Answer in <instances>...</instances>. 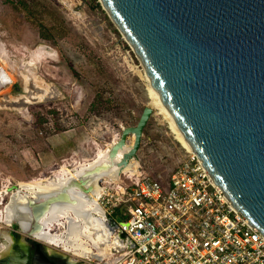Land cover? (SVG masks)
<instances>
[{
  "label": "rangeland",
  "instance_id": "374dc122",
  "mask_svg": "<svg viewBox=\"0 0 264 264\" xmlns=\"http://www.w3.org/2000/svg\"><path fill=\"white\" fill-rule=\"evenodd\" d=\"M0 71L10 77L0 86V103H18L0 106V198L18 182L97 156L124 127L136 125L151 103L140 60L98 0H0ZM28 77L36 87L26 84ZM187 154L153 105L134 159L137 175L166 183ZM128 177L106 183L108 194L100 200L114 210L116 222L127 207L120 188ZM3 198L0 215L8 194ZM11 225L10 231L21 234ZM86 246L93 251L92 243Z\"/></svg>",
  "mask_w": 264,
  "mask_h": 264
},
{
  "label": "water",
  "instance_id": "95a60500",
  "mask_svg": "<svg viewBox=\"0 0 264 264\" xmlns=\"http://www.w3.org/2000/svg\"><path fill=\"white\" fill-rule=\"evenodd\" d=\"M98 1L213 182L264 235V0ZM152 113L145 106L137 124L122 129L108 150L111 163L136 158ZM129 136L131 147L116 161ZM76 183L82 189L85 181ZM71 198L63 191L30 200L33 228L53 202ZM104 221L110 240H119L113 253L132 246L111 215Z\"/></svg>",
  "mask_w": 264,
  "mask_h": 264
},
{
  "label": "built area",
  "instance_id": "2783aa9c",
  "mask_svg": "<svg viewBox=\"0 0 264 264\" xmlns=\"http://www.w3.org/2000/svg\"><path fill=\"white\" fill-rule=\"evenodd\" d=\"M122 184L127 207L118 232L132 246L124 245L108 264H264V235L235 209L194 152L166 183L129 175ZM107 194L105 186L100 200ZM104 210L116 220L114 210Z\"/></svg>",
  "mask_w": 264,
  "mask_h": 264
},
{
  "label": "bare ground",
  "instance_id": "6f19581e",
  "mask_svg": "<svg viewBox=\"0 0 264 264\" xmlns=\"http://www.w3.org/2000/svg\"><path fill=\"white\" fill-rule=\"evenodd\" d=\"M30 79L32 80L30 77L26 78V84L30 83ZM8 83H10V77L5 71H0V86ZM148 89L151 97L150 106H157L168 120L175 139L187 151L193 152L149 82ZM27 98L31 99V97ZM132 138L134 140L133 136ZM118 139L119 137L114 142ZM132 142H126L123 148L118 151L116 161H119L123 154L129 150ZM110 146L100 150L98 156L89 163L62 165L50 177L36 178L26 182L17 181L18 185L14 189H11L10 186L3 190L1 198L7 194L9 198L0 215L1 236L8 238L5 233V219H7L8 223L15 222L23 231H29L30 237L33 234L82 255H87L90 252L93 254L92 257L100 259L104 257L102 253L109 256L113 246L115 247L119 240L117 238L110 240V232L105 227V212H103L105 210L99 208L101 206H99V200L105 192L106 183L118 182L122 174L132 176L139 173L137 161L134 159L123 166H119L117 162L111 163L108 157ZM80 179L85 181L82 189L89 187V192L84 193L82 189L76 187L78 184L76 181H80ZM63 191L69 193L72 201L53 202L47 212L37 220L38 228H33L32 213L28 207L30 200L42 199L51 193H62ZM101 238L102 240L106 238V246H100L98 243ZM2 243L4 241L1 240L0 247L3 246ZM86 243H92L93 251L88 249Z\"/></svg>",
  "mask_w": 264,
  "mask_h": 264
},
{
  "label": "flooded vegetation",
  "instance_id": "af4514ba",
  "mask_svg": "<svg viewBox=\"0 0 264 264\" xmlns=\"http://www.w3.org/2000/svg\"><path fill=\"white\" fill-rule=\"evenodd\" d=\"M28 85L31 88L36 87V85H34L32 81H30V84ZM0 104H4V103H0ZM99 208L104 210L101 206ZM11 226H12L11 223H8L7 219H5V233L8 236V238L7 239L3 238L0 234V245H1V240L4 241L5 243V244L2 243L3 246L0 247V264H89L82 262V260H80L79 258L78 259L73 258L70 255L65 254L63 251L69 253H71L72 251L67 250L62 245H57L48 242L44 238L36 237L33 234L31 235V237L26 236L27 235L26 231L19 230L20 231L19 233L21 234L15 235L12 231H10ZM41 241L47 245H52L55 247H59L61 249L59 251L52 248H48ZM106 242H107L106 238H104L103 240L102 238L98 240L100 246L106 245ZM37 249L47 257V259L49 260L48 262L41 260L40 256H38L37 254ZM111 254H114L112 250H111ZM111 254L109 256H105L102 253V255L104 256L102 259H99L97 257H92L93 254H90V252H88L87 255H81L78 257L89 258V259L91 257L95 258L97 261L96 263L98 264L100 263L98 261L105 260L104 264H108L111 260L115 258V256Z\"/></svg>",
  "mask_w": 264,
  "mask_h": 264
},
{
  "label": "crops",
  "instance_id": "0c3cea01",
  "mask_svg": "<svg viewBox=\"0 0 264 264\" xmlns=\"http://www.w3.org/2000/svg\"><path fill=\"white\" fill-rule=\"evenodd\" d=\"M97 156H98V155H97ZM97 156H94L92 159L87 160V161H85V162H88V163H89L90 161L94 160ZM71 163H72V162H71ZM71 163H70V164H71ZM83 163H84V162H83ZM70 164H68V165H70ZM75 166H77V165H75ZM49 177H50V176H49Z\"/></svg>",
  "mask_w": 264,
  "mask_h": 264
}]
</instances>
